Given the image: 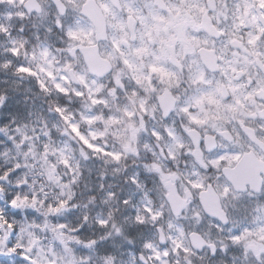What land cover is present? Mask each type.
Segmentation results:
<instances>
[{"label":"snow or ice","instance_id":"6c2138e0","mask_svg":"<svg viewBox=\"0 0 264 264\" xmlns=\"http://www.w3.org/2000/svg\"><path fill=\"white\" fill-rule=\"evenodd\" d=\"M0 264H264V0H0Z\"/></svg>","mask_w":264,"mask_h":264}]
</instances>
